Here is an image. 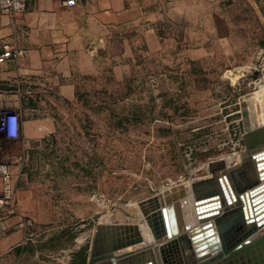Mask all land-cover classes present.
Wrapping results in <instances>:
<instances>
[{"label": "rangeland", "instance_id": "374dc122", "mask_svg": "<svg viewBox=\"0 0 264 264\" xmlns=\"http://www.w3.org/2000/svg\"><path fill=\"white\" fill-rule=\"evenodd\" d=\"M230 15L219 38L170 22L154 46L145 27L111 36L74 100L46 95L28 115L40 128L30 148L0 134V163L19 155L14 205L31 222L0 264H88L100 223H137L142 201L245 157L264 125V0ZM9 103L0 110L18 113Z\"/></svg>", "mask_w": 264, "mask_h": 264}, {"label": "crops", "instance_id": "0c3cea01", "mask_svg": "<svg viewBox=\"0 0 264 264\" xmlns=\"http://www.w3.org/2000/svg\"><path fill=\"white\" fill-rule=\"evenodd\" d=\"M64 1L26 0L24 13H0V54L4 45L25 50L23 56L0 62V101L7 98L13 108L18 106L24 150L39 138L40 128L33 118L28 121V115H34L46 95L74 100L80 80L97 72L111 36L145 27L147 44L154 46L156 27L170 22L196 39L224 37L232 26L230 9L247 1L252 4V0H75L74 5ZM2 158L12 163L11 168L19 155ZM11 170L15 184L17 176ZM1 190L0 180V194ZM22 215L15 207L14 211L0 207V254L25 244L28 227L19 226Z\"/></svg>", "mask_w": 264, "mask_h": 264}, {"label": "water", "instance_id": "95a60500", "mask_svg": "<svg viewBox=\"0 0 264 264\" xmlns=\"http://www.w3.org/2000/svg\"><path fill=\"white\" fill-rule=\"evenodd\" d=\"M257 131L264 132V125ZM244 156L193 185V227L174 232L154 249L149 245L116 255L114 251L142 242L140 233L104 245L98 225L88 264H264V138L247 143ZM119 226L135 230L133 224ZM155 230L157 235V225Z\"/></svg>", "mask_w": 264, "mask_h": 264}, {"label": "bare ground", "instance_id": "6f19581e", "mask_svg": "<svg viewBox=\"0 0 264 264\" xmlns=\"http://www.w3.org/2000/svg\"><path fill=\"white\" fill-rule=\"evenodd\" d=\"M262 102L264 103V101ZM261 114L262 112L260 113V115ZM262 116H264V114ZM263 138L264 132L260 134L257 130H255L254 133L252 132V135L249 136V142L251 141V143H254L255 141ZM186 187H189V184ZM188 191L189 192H187V189L185 190V188L183 189L181 185H178L165 191L163 194L155 195L142 201L139 206L145 219L133 224L135 226V230L133 232H127L123 230L122 227L120 228V226L118 228V225H122L123 223H100L99 232L103 237L101 243L106 245L111 241H117L122 238H134L136 232H139L142 238V242L138 244H132L128 247L121 248L113 252L116 255H120L122 253H127L137 248L149 245H151L150 247L152 248L155 245L156 247H159L163 243L171 239L174 232H181L187 227H193L197 222V215L195 213L192 188L190 190L188 189ZM156 225L158 228L157 235L155 233ZM262 231H264V227Z\"/></svg>", "mask_w": 264, "mask_h": 264}, {"label": "built area", "instance_id": "2783aa9c", "mask_svg": "<svg viewBox=\"0 0 264 264\" xmlns=\"http://www.w3.org/2000/svg\"><path fill=\"white\" fill-rule=\"evenodd\" d=\"M65 5H74L75 0H65ZM26 8V0H0V13H24ZM25 54V50H15L7 45L3 46V52L0 54V62L9 57L18 58ZM21 126L20 116L17 112H3L0 110V134L7 140H17L20 138ZM0 180L2 182V190L0 194V207H9L14 211L15 203V184L14 173L7 163H0ZM28 227L31 222L23 218L19 226Z\"/></svg>", "mask_w": 264, "mask_h": 264}]
</instances>
